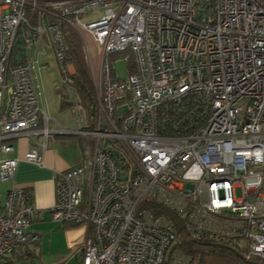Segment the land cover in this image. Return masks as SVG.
<instances>
[{"label":"built area","instance_id":"2783aa9c","mask_svg":"<svg viewBox=\"0 0 264 264\" xmlns=\"http://www.w3.org/2000/svg\"><path fill=\"white\" fill-rule=\"evenodd\" d=\"M199 2L0 0V187L20 160L44 164L35 147L13 156V139L41 135L45 149L52 133L78 137L82 162L59 174L50 209L55 222L85 231L75 264H190L174 250L177 230L165 210L194 236L241 238L248 258L264 260V0H211L201 12ZM70 29L90 32L103 47L97 82L92 73L97 100L88 109L68 59ZM45 33L74 129L49 128L37 58L9 65L17 43L29 56ZM131 58L135 71L123 79L115 66ZM186 97L200 108L198 121L191 116L176 131L163 109L180 113ZM37 214L28 187L8 191L0 263L38 240L28 232Z\"/></svg>","mask_w":264,"mask_h":264},{"label":"crops","instance_id":"0c3cea01","mask_svg":"<svg viewBox=\"0 0 264 264\" xmlns=\"http://www.w3.org/2000/svg\"><path fill=\"white\" fill-rule=\"evenodd\" d=\"M68 37H69V34H68ZM45 45L46 44L43 43V45L40 47L39 50H37V47H36L35 52H34V59L37 58L38 66H39V69L35 70V74L38 77V82L41 84V95L43 96V99L41 100V104H42V101L45 102V94L43 92L40 74L46 68L47 64L42 63L40 61L39 55L47 56V51L44 48ZM83 47H84L85 53L89 54L88 47L87 46L85 47L84 42H83ZM53 55L55 57L54 50H53ZM55 59L57 60L56 57ZM87 61L89 64L88 58H87ZM75 71H76V67H75ZM60 73H61L62 80H61V83H59L56 86V91H58V93L61 94L62 107L69 109V111L71 112L73 116V119L75 120L74 115L71 111L72 104L70 102V98L65 93L64 89L62 88L63 74L61 72V68H60ZM91 74H92V71H91ZM65 100H67V104L64 102ZM41 109H42V112L46 111L50 117V121L48 123L50 129L55 128L56 125H59L60 127L64 129L76 128V122L72 126H65L64 124H61L58 119H54L53 117H51L46 106L44 109L41 106ZM40 122H41L40 129L45 128L46 124L43 120V115L40 116ZM43 124H45V127H42ZM51 135H54L55 137L53 139V146L51 147L49 146V141H50V135H49L48 140L46 142L45 149L41 145H39V144L44 143V139L41 135L39 136L37 135L31 141H29L26 138H16L12 140L13 144L15 140L19 141L18 143L19 146L18 148L15 146L16 149H15V152L13 153V156L22 158L31 147H35L43 155L44 164L41 166L39 164L28 162L26 160H20L14 178L8 182L3 183L0 187V198L2 195V199H0V204L4 202L8 191L11 190L12 188L23 187V186L28 187L32 191L33 203L38 208V214L35 218L31 220V224L28 228V232H30L31 234H37L39 237L36 242L30 243L28 245L27 244L21 245L16 250L17 252L14 255L9 256L11 255L9 254L7 256L8 258L3 259L0 264H8V262L11 260L18 264H21L22 262L23 263L29 262V264L31 263L37 264L36 258L40 259L44 252L43 242H44L45 236H47V232L49 230H52L55 227L62 231L63 235L65 236L64 238H65L68 248H74L77 246L76 252L79 250V247L82 245L84 241L85 231L82 228V226H70L64 223L56 224L54 223V220L52 219V216L50 213V209L52 208V206H54V204L57 201V188H58L59 174L63 171H66L67 169L71 167L79 165L82 162L81 143H79V148L78 147L74 148V149H78L77 151H75L72 148L68 147V141L66 139L67 137H65L67 136L66 134L58 135V134L52 133ZM68 136H71V135H68ZM35 140L38 143H35ZM72 142L74 145V143L77 141L75 142L72 141ZM45 229L46 231L43 232V230ZM28 252H33V256L27 255ZM76 252L73 255L74 259L76 258Z\"/></svg>","mask_w":264,"mask_h":264},{"label":"trees","instance_id":"16d2710c","mask_svg":"<svg viewBox=\"0 0 264 264\" xmlns=\"http://www.w3.org/2000/svg\"><path fill=\"white\" fill-rule=\"evenodd\" d=\"M198 4L201 6L200 12L203 11L202 7L208 10L211 9V0H200ZM68 41V59L72 61L76 67V73L73 75L75 86L82 103L88 109L96 102L97 92L83 47V40L76 30L70 29ZM27 53V48L23 42L20 41L13 49V53L9 59V65L15 66L26 63L29 60ZM115 57H117V55L114 56L113 59H115ZM127 69L128 73L135 71L133 58H131L129 64H127ZM64 102L67 104V100ZM191 102H195L194 98L191 99ZM181 103L184 104L179 105V108H183L180 113L176 114L167 110L165 112L163 109V117L166 119V125H170L176 131L177 126L181 123L184 125L187 124L188 126L191 125V116L194 117V121L197 122L196 113L200 110L198 106H196V108L195 106L189 105L190 102L188 97L184 98ZM195 105H198V103ZM182 118H184V122L178 120ZM175 124L177 125L174 126ZM157 211L159 212L161 210L157 209ZM164 213L172 220L177 230V240L174 250L178 249L181 253L188 255L190 264H264L263 259L247 257L249 250L244 246V241L241 238L217 237L211 234L197 237L194 236L182 218L167 210H165ZM16 252L15 250L9 256L14 255ZM27 255L33 256V252H28ZM5 258L8 257L6 256L4 259ZM8 264L18 263L11 260ZM21 264H29V262H22Z\"/></svg>","mask_w":264,"mask_h":264},{"label":"rangeland","instance_id":"374dc122","mask_svg":"<svg viewBox=\"0 0 264 264\" xmlns=\"http://www.w3.org/2000/svg\"><path fill=\"white\" fill-rule=\"evenodd\" d=\"M102 11L103 9L101 8L96 9V13ZM76 31L80 34L85 47L86 46L88 47V51L90 55L88 53H86V55L89 60V66L91 68V71L95 76V81L97 82L99 80L98 78L99 68L103 54V47L95 41L93 35L90 32L81 29H78ZM44 44H46L44 48L47 51V56L39 55V59L42 63L47 64L46 68L40 74L46 103L42 101L41 106L43 109L46 106L51 117H53L54 119H58L61 124H64L65 126H72L75 124V120L73 119V116L69 111V109L62 107L61 94L58 93V91H56V86L59 83H61L62 80L60 73V64L53 55V49L51 47V42L47 33L44 34ZM36 46H32V48L29 51V58L33 60H34V52ZM115 69L119 77L123 79H126L128 77L127 64L124 60H120L116 64ZM42 99L43 96L41 97V100ZM42 127H45V124H43ZM65 137H67L66 139L68 141V147L77 151L78 149H74V148L76 147L79 148L78 137L75 135H71V136L67 135ZM54 138H55L54 135H50V141H49L50 147L53 146ZM72 141L74 142L77 141L74 143L75 146L73 145ZM18 143H19L18 140L14 141V144L17 148L19 146ZM0 199H2V195ZM54 223L58 224V222L55 221ZM45 231L46 229L43 230V232ZM64 237L65 236L63 235L62 231L60 229H57L56 227L52 230H49L43 242L44 243L43 255L40 259L36 258V263L37 264H75L77 259L76 258L74 259L73 255L77 250V246L74 248H68Z\"/></svg>","mask_w":264,"mask_h":264}]
</instances>
